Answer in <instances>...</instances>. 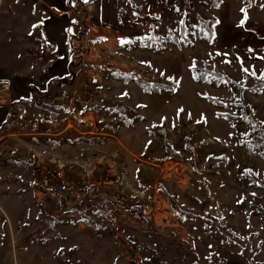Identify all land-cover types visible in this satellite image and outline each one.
<instances>
[{"label": "rangeland", "instance_id": "374dc122", "mask_svg": "<svg viewBox=\"0 0 264 264\" xmlns=\"http://www.w3.org/2000/svg\"><path fill=\"white\" fill-rule=\"evenodd\" d=\"M91 3L0 0V264H264V0Z\"/></svg>", "mask_w": 264, "mask_h": 264}, {"label": "crops", "instance_id": "0c3cea01", "mask_svg": "<svg viewBox=\"0 0 264 264\" xmlns=\"http://www.w3.org/2000/svg\"><path fill=\"white\" fill-rule=\"evenodd\" d=\"M36 1L38 2L39 5L47 8L50 12H52L54 14H59L60 16H63V18H67V17L72 18V15L75 14V12L79 8H81V6H83L82 4L77 2V3H75L73 8H70V6L68 4L69 0H36ZM98 1L100 3V0H96L95 2L93 1V3H91V4L97 5L96 3ZM221 16H222L221 17L222 20L228 19V18H225L223 13H221ZM218 19H219V17H218ZM222 20L219 19L218 27L215 29V42L217 43V45L220 48L226 49V44L224 43V40H223L224 33H223V30H222V28H223ZM103 21H104V18H103ZM63 27H66V32L68 33V41L67 42H63V40L61 41L59 39L61 37V35H64V32H63L62 28H59V31H57L55 33L56 37L58 39H54V42L52 40V43L54 44L55 49L57 51V57H56L57 58V63H56L55 68L53 69V71L49 70V73H52L53 76H54L52 78L57 79L58 81H62V78L66 77L67 74H70V70H69L68 66L70 65V60L71 59L69 57H72V54L74 52L71 49V44H70V40H69L70 26L69 25H64ZM219 31H221L220 35L218 34ZM57 33L60 34V36L57 35ZM259 53L260 52H257L256 55H259ZM237 56L238 57H243L241 54H237ZM245 58H251V56L247 55V56H245ZM0 82L4 83L7 86L6 88H9L10 84H9V82L7 80V76L5 74L4 75H0ZM49 88H50V84H46L45 87L43 88V90L46 91ZM37 90L43 91L42 89H39L38 87H37ZM3 95L4 94L1 95V98L3 97ZM8 96H9V94L7 92V94L5 95V99L8 98ZM22 100H26V99H23V98L22 99H18L17 98V99H14V100L10 99L9 100V101H11L10 103H8V101L5 102V103H3V101L0 102V124H2V123L7 121L6 115H7V112H8V108H12L11 105L15 101L19 102V101H22ZM2 103H3V105H2ZM1 136L4 137L5 134H2ZM46 184H48V180L47 179H43L42 187L45 190H46V186H47ZM62 189H63V187L61 186V187L57 188L54 192L60 191ZM68 192H69V189H68ZM95 192H97V187L86 188V197L87 196L88 197L93 196L95 194ZM42 193H44V192H42ZM66 197H67V195H66ZM75 209L76 208L70 210L68 214L72 215V213H73V215H83V211H81V213L79 214V213H77L78 211H74ZM75 212L77 214H75ZM29 234H31V233H29Z\"/></svg>", "mask_w": 264, "mask_h": 264}, {"label": "trees", "instance_id": "16d2710c", "mask_svg": "<svg viewBox=\"0 0 264 264\" xmlns=\"http://www.w3.org/2000/svg\"><path fill=\"white\" fill-rule=\"evenodd\" d=\"M92 0H89L87 3H91ZM80 3V4H86V2L84 0H69V6L70 8H73L75 3ZM86 26H88L87 24H85ZM84 37H86V33L83 35ZM69 40H70V44H71V49L75 52L74 53V56L76 57V54H77V51L80 47V38L77 37V36H70V31H69ZM143 82V81H141ZM22 109L19 108V111H21ZM17 109H16V112L12 113V108H8V112H7V115H6V118H7V121L2 123V126L5 127L7 124H10L12 122V120H10V117L16 115L18 112H19ZM13 123V122H12ZM142 207H140L141 209ZM144 214V213H143ZM142 213L140 214L141 216L143 215Z\"/></svg>", "mask_w": 264, "mask_h": 264}, {"label": "bare ground", "instance_id": "6f19581e", "mask_svg": "<svg viewBox=\"0 0 264 264\" xmlns=\"http://www.w3.org/2000/svg\"><path fill=\"white\" fill-rule=\"evenodd\" d=\"M4 88H5V86H0V89H2V91H3V93L0 92V95L4 94L2 98H4L6 95V92H4V90H5Z\"/></svg>", "mask_w": 264, "mask_h": 264}, {"label": "snow or ice", "instance_id": "6c2138e0", "mask_svg": "<svg viewBox=\"0 0 264 264\" xmlns=\"http://www.w3.org/2000/svg\"><path fill=\"white\" fill-rule=\"evenodd\" d=\"M85 2L87 3L88 0H85ZM245 72H248V69H245ZM180 111H183L182 109Z\"/></svg>", "mask_w": 264, "mask_h": 264}, {"label": "built area", "instance_id": "2783aa9c", "mask_svg": "<svg viewBox=\"0 0 264 264\" xmlns=\"http://www.w3.org/2000/svg\"><path fill=\"white\" fill-rule=\"evenodd\" d=\"M131 252H132V248H129V249H128V253H131Z\"/></svg>", "mask_w": 264, "mask_h": 264}]
</instances>
